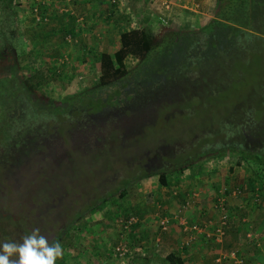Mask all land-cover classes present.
Segmentation results:
<instances>
[{"label": "rangeland", "instance_id": "obj_1", "mask_svg": "<svg viewBox=\"0 0 264 264\" xmlns=\"http://www.w3.org/2000/svg\"><path fill=\"white\" fill-rule=\"evenodd\" d=\"M28 2L31 4L35 0H28ZM103 3L104 6H68L70 13L56 12L55 6H49L52 7L51 14L53 15L47 12L51 18L41 23L33 21V13L30 12L31 6H14L15 13L11 16L6 11L3 15L4 19L0 21L4 25L3 28H7L3 32L0 29V77H4L6 73L13 75L15 69L19 70L21 80H26L30 71L34 69L47 72L50 77L45 79L42 85L34 88L36 97L46 104L49 99L58 100L66 93L82 90L84 87L89 90L90 87H93L92 85L98 80L100 74V71L94 69L92 65L93 54L97 55V52L102 50L112 52L120 44V34L125 29L149 25L159 37L166 32L170 33L167 39L176 38L177 35L178 43L175 47L169 46L172 48L171 52L177 56L175 59L177 61L186 53L188 46L189 39L183 38L182 32L193 31L203 43L208 41V36L201 31V27L217 15V6H220L217 0H118L114 2L117 3L116 5L112 4L110 0H103ZM230 11L232 12L231 15L235 17L241 16L239 13L240 6H233ZM71 13L78 29L77 39L70 37L69 42L67 41L64 46L61 41L63 40L61 38L62 32L57 33L52 27L56 26L59 20L68 22L67 16L69 17ZM263 21L264 19H260V22ZM246 30L254 32L250 27ZM255 32L264 36L261 32ZM70 39L77 41L72 43ZM251 40V42H246L247 45L234 56L225 54L224 59L228 62L227 70L222 57L224 65H221L216 58L211 64L216 73L215 78L221 82V77L226 83L224 88L213 94L209 103L210 108H212L210 115L203 107L204 104L196 102L193 104L195 105L194 111L188 106L189 104H183L176 114L171 112L175 117L172 115L166 117L172 118L173 121L171 122L176 123L175 125L179 127L182 123L190 122V128L196 127L198 129L201 127L200 123L213 124L215 118L211 114L218 116L216 121H220L224 116L229 115L232 105L236 106L242 99L249 96L252 81L248 80L252 75H255V84L264 83V45L260 46L261 43H257L254 38ZM53 41L57 42L59 48L62 47V55L53 56L55 47ZM165 46L167 47L166 44ZM19 47L21 49L23 47L25 52L16 55ZM201 47L205 48V45L203 44ZM162 54L163 51L160 57L154 58L161 61V68L163 67L164 72L168 73ZM11 58H15L16 61ZM137 60L135 57L127 58L128 73L126 77H131L126 86L112 84L98 87L95 89L93 97L96 99L99 97L107 98L110 93H115L118 88L119 91L114 95V98L121 104L122 108L129 104L131 106L137 105L131 98L127 99L126 94L132 93L133 96L138 87L143 89L152 84V78H146V81L138 84L136 77H134V69H132ZM158 67L160 68V65ZM211 67L208 66L207 69ZM54 68L60 69V72L50 75L51 69ZM239 69L242 71L241 75L236 72ZM152 74L153 78H156L159 77L160 72L152 70ZM28 80H26L27 83H29ZM258 99L261 100L255 94L252 103L256 104ZM70 110L60 117L46 111H39L40 114L37 113L36 116L31 115L26 118L27 115L23 116L22 114L12 119V122L18 125L23 123L19 130L21 134H25L28 127L39 128L40 133H38V139L34 145L37 146L38 143L42 142L44 147L30 146L31 144L26 143L27 147L11 149L10 146L7 147L4 137L2 138L3 141H0V173L1 176L7 177L8 188L10 187L17 193L16 196L8 194L7 198L4 199L0 195L1 242L14 235H19L15 232L18 230L16 224H21L25 220L23 226L30 223L33 229L39 228L42 234L48 236L50 242L52 240L61 242L64 248V256L57 263L137 264L139 257L144 254L143 248H147L145 245L147 240L142 239L137 234L140 231V229L138 230L139 227L142 230L151 228L148 229V236L150 234L156 235L160 230H167L169 236L162 239V236L158 234L153 240L154 245L148 246L150 250L154 246L160 253H157L160 257L164 256L165 251L167 252L172 247L192 248L194 241L187 244L188 246H183L186 245L184 241L187 236L184 226L209 218L217 221L221 213L215 199H211V206H202L204 209L201 210L198 199L204 184L208 186L216 184L212 187L216 195L217 189H223V186L226 185L233 188V185L251 179L253 174L254 168L250 166V163L241 161V159L238 162L237 153L226 152L221 157H211L202 161L201 165L196 163L186 168L183 172H179L177 178L176 174L167 170L170 179L169 184H162L159 180V174L155 173L128 183L123 193L119 189L112 191L107 194L106 201H98L89 209H84L94 198L104 195L108 190L115 189L120 180L127 175H132L137 167L133 163L134 159L126 158L124 153H120L122 149L121 151H117L118 148L111 150L107 145L108 139L111 137L109 134L110 126L114 125L115 127L120 123L119 120H115L117 118L111 116L109 120L103 121L102 116H100L95 120L92 114L80 118L82 115L77 117ZM178 112L193 114L189 119L184 114L178 115ZM110 114L113 115L114 113ZM134 114L135 111H131L127 115L123 114L120 118L129 121L137 116ZM166 114L170 115L168 112ZM65 115V120L68 123L73 122V124H65L62 128L65 129L62 134L58 129L59 122L57 121ZM147 115L150 117L149 114ZM150 118L155 119L154 116ZM156 120H159L158 129L155 131L143 130L139 136L143 141L142 143L139 140L134 142L133 152L136 154L143 150L149 155L147 164L154 166L157 164L163 167L167 162L162 157V153H167V151H171L170 154L180 152L181 143H175L172 146L166 144L168 139L165 143L163 137L167 136L169 131L168 133L164 132L163 128L165 125L167 126L168 122H164L160 118ZM31 123L33 125H30ZM187 128V125L181 126V129H175V132L178 131L176 134L171 132L169 135H186L188 133ZM125 131L130 133V129ZM196 132L200 133L201 131L197 130ZM218 134L222 136V131ZM130 148H132L131 145H129V150ZM133 158H136V155ZM167 160L171 161L170 159ZM230 166L236 168L232 173L229 171ZM257 176L261 177H259L260 179L256 178L257 181H263L264 171L256 174ZM5 192L2 195H5ZM245 194L248 196L247 200L252 203L251 209L255 207L254 210H264V205L261 210L257 206L252 192L236 193L235 199L240 201V197ZM10 198L14 200H10ZM186 200H189V203L183 206ZM261 203L264 204V201ZM17 204L20 211L24 210L21 211L25 215L24 220L13 221L12 216H10L18 211L16 210ZM225 209L230 211L229 214L234 213L232 209H229L228 203H226ZM240 209H245V207L242 206ZM193 210H196L197 214L189 218L188 214ZM8 211L11 214H3ZM77 212H81V215L76 218ZM132 215L137 218L136 222L127 228L124 227L122 219L126 220ZM162 217L169 218L165 228L160 224ZM231 218L230 216L228 218V227ZM143 227L145 228L143 229ZM251 227L253 230L255 229L254 224ZM133 229H136L137 232L135 233ZM62 230L64 231L61 235ZM19 231L22 232V229L20 228ZM251 236L248 235V237ZM242 237L247 238V235L244 234ZM212 239L209 237L205 247L204 256H207V259L213 258L215 253L213 250L216 245L222 252L229 251L225 250L226 248L235 247V245L226 243L225 235L220 241L215 240L214 235H212ZM161 243L164 244L161 246ZM121 245H125L127 250L131 246L130 254L126 255V252L119 254L117 246ZM140 249V252L137 251ZM237 255L239 254L236 250Z\"/></svg>", "mask_w": 264, "mask_h": 264}, {"label": "trees", "instance_id": "obj_2", "mask_svg": "<svg viewBox=\"0 0 264 264\" xmlns=\"http://www.w3.org/2000/svg\"><path fill=\"white\" fill-rule=\"evenodd\" d=\"M37 1V3L31 4L30 8L32 9L30 12L33 13V8L36 7L37 11L42 16L41 18L44 19L47 17V19L36 20L34 15L32 19L37 23L46 22L51 18V15H53L51 14L52 7L48 6V8L47 6H42V2L40 0ZM110 1L112 4L116 5L117 3L114 2L118 0ZM217 2L220 4V6H217L218 16H213L209 22L201 27V31L207 34L209 40L203 43V41L199 40L196 36L195 32H182L183 38L189 39V48L188 46L186 47V53L183 57H179L177 61H175L177 56L175 53L171 52L172 48H169L171 45L175 47L178 43L177 35L176 38L167 39L170 33L166 32L159 37L149 25H143L142 27H133L128 30H123L120 34V44H118L112 52L102 50L97 52V55L93 54L92 65L94 69L100 71V74L98 80H96L92 85L93 87H90L89 90L87 87H84L82 90L66 93L59 97L58 100L49 99L48 102L44 104L43 101L36 97L34 88L42 85L45 79L50 77L47 75V72H42L40 69L31 70L30 75L27 77L29 83L26 82L27 79H20L19 70L13 69V75L6 73L4 77H0V141H3L2 138L4 137L7 147L10 146L11 149L27 147V144L33 146L34 142L37 141L40 129L34 126L28 127L26 130L27 132L21 134L19 130L23 123L18 125L12 122V119L17 115H27V118L31 115L36 116L39 111H46L47 113L60 117L71 109V113L74 115L76 114L77 117L78 115H82L80 118L92 114L93 119L96 120L98 117L102 116L101 119L105 121L109 120V117L114 116V118H117L115 120H119L120 123L115 125V127L114 125L110 126L111 129L109 130V134L111 137L108 139L109 142L107 145L111 150H116L118 148L117 151H121L122 149L120 153H124L126 158L134 159L133 163H135L134 165H136L137 169L132 175H127L120 180V183L117 184L118 186H116L115 189L108 190L104 195H99L94 198L84 209H89L97 204L98 201H106L107 194L112 191L119 189L123 193L128 183L155 173L159 174V180L162 184H169L170 179L167 170L176 174L177 178L179 172H183L186 168L196 163L201 165L202 161L211 157H221L226 152L237 153L239 156L238 162L241 159V161L250 163V166L254 168L253 174L250 177L251 179L233 185V188H236L239 193H243L245 189H251L256 203L259 205V201L264 198V180H256V178H261L260 176L256 177V174L264 171V83L255 84V75H252L248 80L252 81V85L250 86L251 89L248 94L249 96L242 99L236 106L232 105L229 115L224 116L220 121H216L218 116L211 114L215 118L213 124L200 123L201 127L198 129L196 127L190 128V122L182 123L181 126L187 125L188 127V133L186 135H175L178 132H175V129H181V126L175 125L176 123L171 122L173 121L172 118L166 117L171 116V112L176 114L177 110L181 109L183 104H189L188 106L193 108L194 111L195 105L193 104L196 102L204 104L203 107L206 108V112L210 115L212 108H210L209 103L211 98L215 92L224 88L226 83L221 77V82L215 78L216 73L211 67L214 59L216 58L221 65L225 63L224 66L227 70L226 65L228 62L224 59V56H226L225 54L228 53L227 56H234L235 53L239 52L247 45L246 42H251L253 38L257 40V43H261L260 46L264 45V36L255 32L258 31L264 34V21L260 22V19H264V0H217ZM52 4H55V1ZM233 6H240V17L231 15L232 12L230 9ZM59 7L60 6H55L56 12L70 13L69 10L60 11ZM6 11L9 12V16L15 13L13 0H0V21L4 19L3 15ZM47 12H50L49 14L51 15L48 16ZM67 18L69 19L68 22H64V20L60 21L58 18L59 23H55L56 26L52 27L57 33H59V31L62 32L61 38L63 40L61 41L64 46L67 41L69 42L70 37L76 38L78 32L72 13L69 17L67 16ZM1 23L0 29L3 32L7 28H3L4 25ZM249 27L253 29L254 32L247 31L246 29ZM11 30L14 31L13 29ZM6 31L8 32V30ZM76 39L70 40H72V43H76ZM52 43L53 46H55L53 56L62 55V47L60 46L59 48L55 41ZM203 44L205 48L201 47ZM83 47L86 48L85 46ZM158 49H160V51H157ZM162 51V55L164 56L163 60L165 61L163 62L166 70H168L166 72L168 73L164 72L163 67L161 68V61L154 58L160 57ZM24 52V48L22 47L21 49V47H19L16 55L23 54ZM132 57L138 59L135 66L132 68L134 69V77H136L138 84L142 81H146V78H152L150 87H145L143 89L138 87L133 96L131 95L132 93L126 94L125 97L127 99L131 98L137 105L131 106L129 104L125 108H122L121 104L114 98V95L119 91L118 88L115 90V93H110V96L107 98H94L95 89L98 87L101 88L112 84L126 86V84H128L131 76L126 77L128 73L127 58ZM221 57L224 59V63ZM11 59L16 61L15 58ZM62 64L63 62L61 65ZM159 65L160 68L158 67ZM208 66L211 68L207 69ZM152 70H158V72H160L159 77L153 78ZM59 72L60 69L54 68L53 70L51 69L50 75H55ZM236 72L239 75L242 73L240 69L236 70ZM222 81L224 82L222 83ZM255 94L257 98L259 97L261 100L258 99L256 104H253L252 98ZM86 97L87 99H85ZM131 111H135L134 115L137 116L129 121L121 120L123 114L127 115ZM167 112L170 115H167ZM71 113L69 114L70 116L72 115ZM110 113L114 114L112 115ZM147 114H149L150 117L154 116L155 119L150 118ZM182 114L186 117L188 116L190 119L193 113L178 112V115ZM65 117L66 115L63 118H59L57 121L59 122L58 129H60L62 134L65 130L62 129L65 124H73V122L68 123ZM157 118L162 119L164 122H168L167 126L165 125L163 128L164 132L168 133L169 131L167 136L163 137L164 142L166 143L168 139V143L166 144L169 146L175 145V143H181L180 152L170 154L171 151H167V153H162V157L167 162L163 167L157 164L155 166L147 164L146 162L149 155L143 150L138 151L136 154L133 152L134 142H138L139 140L142 143L143 141L139 137L143 133V130L151 129L155 131L158 129L159 120H156ZM30 125L33 124L31 123ZM128 129H130V133L129 131H125ZM197 130L201 132L197 133ZM220 131H222V136L218 134ZM171 132L175 134H173V136L169 135ZM7 133L10 135L7 136ZM119 136L120 138H118ZM129 145L132 146L130 150ZM37 146L44 147L42 142H40V144L38 143ZM134 155H136V158H133ZM8 186L7 177L1 176L0 173V195L3 199L7 198L8 194L17 195V193H15L16 191L11 190ZM233 188L227 186L223 189V194L229 192ZM3 192H5V195H2ZM10 200L14 199L10 198ZM16 210L18 211L10 215L13 221L19 219L24 220L25 215L21 212L24 210L20 211L18 204ZM3 214H11V212L8 211ZM76 214L77 218L81 215V212H77ZM24 222L25 220L21 224H16L18 230H15V232L19 235H14L8 240L19 242L24 235L32 231L33 228L31 224L26 223L27 225L23 226ZM74 227H76L75 224ZM20 228L22 232L19 231ZM63 231L64 230L61 231V235ZM59 238L60 236L58 239ZM56 264L62 263L56 262ZM137 264H184V258L176 250H172L162 257L156 254L141 256Z\"/></svg>", "mask_w": 264, "mask_h": 264}, {"label": "crops", "instance_id": "obj_3", "mask_svg": "<svg viewBox=\"0 0 264 264\" xmlns=\"http://www.w3.org/2000/svg\"><path fill=\"white\" fill-rule=\"evenodd\" d=\"M14 1V6H31V4L28 2V0H13ZM55 1V4H52ZM61 1V2H60ZM38 2V1H37ZM42 6H104L103 0H70V1H65V0H41ZM49 8V7H48ZM235 167H230L229 171L232 173L235 171ZM225 182V180H224ZM216 185L213 184L211 186H208L207 184H204V187L201 190L200 197L198 199L199 205H201V210L204 206H211V199H215L217 202V198L219 195H223L225 197V205L228 203L229 209H232L234 213H230V226L225 229V238H226V243L235 245L234 248H226L225 250H237L238 256L243 258L244 264H264V210L262 206L264 205L261 203L264 201V198L261 199L259 205L260 210H254L255 207L251 209V202H249L247 194L243 195L240 201H237L235 199V192H232L230 190L229 192L223 194V189L226 188V186H223L221 183V186H223V189L220 188L217 190V194H214V191L212 190V187ZM211 187V188H210ZM252 192L251 190L245 189L243 193H249ZM181 195V194H180ZM179 197V196H178ZM245 198V199H243ZM155 200V198H154ZM227 201V202H226ZM244 202V203H243ZM203 206V207H202ZM244 206L245 209H240V207ZM204 209V208H203ZM192 210V209H191ZM230 212V211H228ZM197 214L196 210H193V212L188 214L189 218H192ZM209 214V213H208ZM196 218V217H195ZM252 224H254V230L251 227ZM145 227H143L144 229ZM140 231L137 233L140 235V237L146 241L147 248H143V255H151V254H160L154 246L151 247V250L148 248L151 244L154 245V239L155 236L158 234L162 236V239H164L165 236H169V233H167V230H160L156 235H151L148 236V229L151 228H145V230H142L141 227L138 228ZM134 232L136 229H133ZM142 230V232H141ZM252 235L251 237L243 238V235ZM198 238L194 240V244L192 245V248L186 247L184 249L172 247L167 252L165 251L164 254L176 250L183 258H184V264H221V262H218L216 259L217 257L223 253L216 245L215 249L213 250L214 256L211 259H207V256H204V252L206 250V245L207 240H209V237L204 236V235H198ZM211 240L212 237H210ZM138 240V239H134ZM143 242V240H142ZM164 244V243H163ZM161 243V246L163 245ZM217 244V243H216ZM137 246V245H136ZM135 246V248H136ZM222 247V245H220ZM164 247V246H163ZM142 249V248H141ZM137 250V251H141ZM149 251V252H148ZM211 252V250H209ZM217 251V252H216ZM226 252V251H225ZM158 253V254H157ZM163 255V253H161ZM162 257V256H161ZM223 264H239L236 259L230 258L227 260H224Z\"/></svg>", "mask_w": 264, "mask_h": 264}, {"label": "clouds", "instance_id": "obj_4", "mask_svg": "<svg viewBox=\"0 0 264 264\" xmlns=\"http://www.w3.org/2000/svg\"><path fill=\"white\" fill-rule=\"evenodd\" d=\"M64 256V248L58 240H52L34 228L21 241L0 242V264H56Z\"/></svg>", "mask_w": 264, "mask_h": 264}, {"label": "built area", "instance_id": "obj_5", "mask_svg": "<svg viewBox=\"0 0 264 264\" xmlns=\"http://www.w3.org/2000/svg\"><path fill=\"white\" fill-rule=\"evenodd\" d=\"M65 1H70V0H65ZM34 3H37V0H35ZM59 10L68 11V6H60ZM33 15L35 16L36 20L42 19L41 18L42 16L39 14L36 7L33 8ZM46 19L47 17H45L42 20H46ZM232 192L239 193L237 189H233ZM188 203H189V200H186L183 206L188 205ZM216 205H219V208L221 209V213L217 221L215 220L213 221L209 218L203 221L192 222L190 223L189 226H184L185 227L184 230L186 231L187 236L185 237V241H184L186 245H183V246H188L187 244L193 242L197 238V236L201 234L207 237H212V235H214L215 240L217 241L221 240L222 236L225 234V229H226L225 227H227V221H228L230 214L225 209V197L223 195L221 194L219 195V197L217 198ZM136 220L137 218L132 215V216H129L126 220L122 219V223H123V226L127 228L129 225H132L133 223H135ZM168 221H169L168 217H162L160 220V224L162 225V227L165 228ZM130 247L131 246H129L127 250V247H125V245L117 246V251L119 254L120 253L123 254L126 252V255H128L130 254V251H131ZM230 258L236 259V261L239 264H244L243 263L244 259L239 257L238 255L236 256V250H230V251L221 253L217 257L216 260L218 262H221V264H223L224 260H227Z\"/></svg>", "mask_w": 264, "mask_h": 264}]
</instances>
